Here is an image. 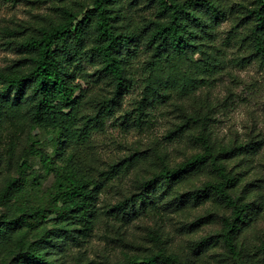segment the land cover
<instances>
[{"label": "trees", "instance_id": "16d2710c", "mask_svg": "<svg viewBox=\"0 0 264 264\" xmlns=\"http://www.w3.org/2000/svg\"><path fill=\"white\" fill-rule=\"evenodd\" d=\"M127 1L91 0L80 12L65 9L63 22L20 44L32 56L28 72H0V144L9 129L7 155L14 158L28 127L53 136L54 148L49 155L34 141L18 166V176L10 177L0 190V264H57L46 252L56 240L82 246L96 228L97 204L107 184L146 158V153H135L121 159L95 180L80 174L73 157L65 156L69 146L89 143L115 116L122 96L133 86L134 61L144 51H150L151 55L143 67L141 98L126 116L130 126L137 129L150 123L149 111L167 103L173 92L188 96L205 87L222 64L218 55L210 52L208 42L214 38L216 26L226 13L210 0H148L156 9L158 21L147 24L141 34L121 32L117 27L123 3ZM257 3L259 7L249 11L256 21L249 37L255 51L250 58L264 64V0ZM99 63L102 68L98 78L110 81L113 95L103 99L94 114H84L85 95L78 80L86 76L89 66ZM195 141L203 149L201 153L173 167L163 165L158 174L141 182L139 193L106 208L103 214L124 220L141 216L157 207L160 196L171 195L193 175L210 169L218 180L205 182L186 192L183 198L201 204L215 196L230 209V215L222 219L218 234L196 245L201 248L220 242L242 264L235 240L253 204L242 203L233 196L230 190L238 179L219 159L243 153L247 147L223 149L216 155L204 134L197 135ZM30 156L39 159L47 175L53 174L55 178L54 192L43 203L35 202L29 193ZM203 220L199 218L192 225L197 226ZM50 223L52 226L48 227ZM153 238L163 244L157 235ZM258 252L264 262V240ZM128 264H181V261L162 249L143 259L132 258Z\"/></svg>", "mask_w": 264, "mask_h": 264}, {"label": "rangeland", "instance_id": "374dc122", "mask_svg": "<svg viewBox=\"0 0 264 264\" xmlns=\"http://www.w3.org/2000/svg\"><path fill=\"white\" fill-rule=\"evenodd\" d=\"M210 1L226 17L208 42L210 52L217 54L222 64L209 77L207 85L188 96L173 92L167 103L149 111L150 123L144 129L131 127L126 116L141 98L143 67L151 55L150 51H144L131 70L133 86L122 96L115 116L107 121L105 129L95 133L85 145L68 147L65 156L73 157L80 174L95 180L121 159L135 153H146V158L107 184L97 204L96 228L82 246L63 240L48 246L46 252L57 264H128L132 258L143 259L162 249L177 255L181 264H239L220 242L201 248L196 245L218 234L222 219L230 215V209L215 196L201 204L183 198L186 192L205 182L218 180L210 169L193 175L171 195L160 196L157 207L141 216L124 220L103 214L106 208L139 193L141 182L158 174L163 165L173 167L201 153L203 149L195 141L199 134L210 140L216 155L223 149L247 147L243 153L220 158L219 163L238 179L230 190L233 196L242 203L253 204L235 240L242 264H264L258 252L264 240V64L250 58L255 51L249 40L256 24L249 11L259 5L257 0ZM89 3L91 0H0V72H28L32 68V56L20 44L63 22L65 9L80 12ZM123 5L117 23L121 32L141 34L147 24L158 21L156 9L148 0H129ZM144 43L145 47L147 38ZM101 68L100 63L89 66L86 76L78 80L85 95L84 114H94L101 101L113 95L110 81L98 78ZM9 133L7 129L0 144V190L10 177L18 176V166L34 141L49 155L54 151L53 136L28 127L17 153L10 158L5 147ZM27 160L31 166L29 193L35 202L43 203L54 192V175H47L39 159L30 156ZM199 218H204L203 222L193 226ZM51 226L52 223L48 224Z\"/></svg>", "mask_w": 264, "mask_h": 264}]
</instances>
